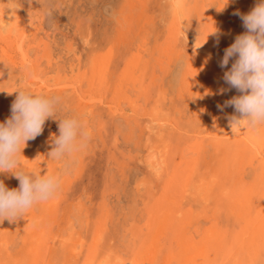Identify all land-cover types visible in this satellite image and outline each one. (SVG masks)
Wrapping results in <instances>:
<instances>
[{
	"label": "rangeland",
	"instance_id": "374dc122",
	"mask_svg": "<svg viewBox=\"0 0 264 264\" xmlns=\"http://www.w3.org/2000/svg\"><path fill=\"white\" fill-rule=\"evenodd\" d=\"M257 2L0 0V122L24 89L60 97L56 118L78 117L91 132L54 198L0 221V264H137L164 222L168 238L149 264H264V126L232 130L234 107L217 108L234 96L221 89L235 58L219 61L246 31L234 13ZM8 16L24 23L29 62L7 56ZM98 85L104 102H81ZM57 119L27 142L26 170L60 173L64 163L47 156ZM0 180L19 187L11 173Z\"/></svg>",
	"mask_w": 264,
	"mask_h": 264
},
{
	"label": "clouds",
	"instance_id": "9594fccd",
	"mask_svg": "<svg viewBox=\"0 0 264 264\" xmlns=\"http://www.w3.org/2000/svg\"><path fill=\"white\" fill-rule=\"evenodd\" d=\"M234 15L240 17L246 31L224 49L219 66L227 68L235 58L223 75L229 87L221 92L236 89L239 94L218 104L217 108L223 112L229 106L234 107V113L226 117L232 130L240 126L259 129L264 126V0H258L249 12L237 11ZM16 93L11 115L0 122V173H11L19 180V187L13 189L0 180V221L3 222H15L34 205L54 198L63 177L75 163V155L86 150L91 139L90 130L78 117L56 118L63 107L60 97L24 89ZM50 118L59 120V135L53 136L47 156L62 161L64 166L57 175H41L22 167L21 155L27 142L42 134Z\"/></svg>",
	"mask_w": 264,
	"mask_h": 264
},
{
	"label": "bare ground",
	"instance_id": "6f19581e",
	"mask_svg": "<svg viewBox=\"0 0 264 264\" xmlns=\"http://www.w3.org/2000/svg\"><path fill=\"white\" fill-rule=\"evenodd\" d=\"M178 7V6H177ZM3 9H5L4 7H3ZM3 14L5 13V12H2ZM2 20V19H1ZM8 20L9 21H7L6 23H7V25H5L6 27H7V30L8 31H10L9 33L12 35V34H14L15 35V37H16V43H15V47H13V48H15V52L13 51V54H8L6 51H8V50H6L5 49V52H6V54H8L7 56L9 57V59H10V61H11V63H18L15 59H16V54H19L20 56H22L21 58H22V63H25V62H29L31 59H30V49H25V44H26V39H24L25 38V36H24V38H21L20 36H21V34H22V29L24 28V23H20V21H14L13 20V18H12V16L10 17V16H8ZM16 20V19H15ZM1 23V22H0ZM5 23V24H6ZM4 24V23H3ZM28 24V23H27ZM2 26V25H1ZM4 26V25H3ZM2 26V27H3ZM32 27L30 26L29 28L27 27V29L28 30H32L31 29ZM4 29H5V27H4ZM7 31V32H8ZM33 31V30H32ZM31 32V31H30ZM25 33H29V31H27V32H25ZM1 34V33H0ZM4 34V33H3ZM10 35V36H11ZM28 35V34H27ZM3 36V35H2ZM5 36V35H4ZM7 38H9V37H7ZM1 40V39H0ZM6 44V43H5ZM4 44V45H5ZM8 44H6V46H7ZM8 48V47H7ZM3 53H4V51H3ZM5 58V57H4ZM34 65V64H33ZM35 66V65H34ZM97 73V72H96ZM33 79H37L38 78V74H37V71H36V66H35V68L33 69ZM99 77V76H98ZM101 79V78H100ZM102 80V79H101ZM101 80L99 81V82H101ZM98 82V83H99ZM32 83V82H31ZM44 83V82H43ZM42 83V84H43ZM97 83V84H98ZM102 83V82H101ZM129 83V82H128ZM101 85V84H100ZM100 85H98L97 86V88L93 91V93H92V95H91V97H89L88 98V100H86L85 99V97H83L82 95H81V102H86V103H95V102H102L103 100H104V97H103V91H102V87L100 86ZM47 86V85H46ZM125 87V86H124ZM77 89H78V87H76ZM233 90V89H232ZM239 93L237 92V90L236 89H234V96H236V95H238ZM126 96L124 95L123 96V98H125ZM137 100V99H136ZM104 102V101H103ZM120 104H123V101H120V103L118 104V105H116L115 107H113L114 109H115V111L116 112H118V111H120V113H121V106H120ZM124 105V104H123ZM122 105V106H123ZM124 108V107H123ZM85 112V111H84ZM234 112V111H233ZM86 113V112H85ZM124 113V112H123ZM134 114V113H133ZM126 126V125H125ZM123 128V127H122ZM127 128V127H126ZM122 132V131H121ZM99 133V132H98ZM102 138V137H101ZM207 147V146H206ZM164 151V150H163ZM258 151H259V153L261 154V152H260V150L258 149ZM258 153V154H259ZM259 154V155H260ZM81 155V154H80ZM262 155V154H261ZM197 156V155H196ZM261 157H264V156H261ZM75 163H78L77 161H76V155H75ZM74 163V164H75ZM263 165V164H262ZM240 167V166H239ZM234 168V167H233ZM240 171V170H239ZM252 171V170H251ZM251 177V176H250ZM188 182V181H187ZM212 182V181H211ZM203 186V185H202ZM188 188V187H187ZM187 188H185V189H187ZM183 189V188H182ZM201 192V191H200ZM176 194V193H175ZM107 196V195H106ZM178 196V195H177ZM175 197V196H174ZM85 199V198H84ZM178 200V199H177ZM174 201H175V199H174ZM162 202V201H161ZM160 202V203H161ZM176 203V202H175ZM183 203V202H182ZM212 204V203H211ZM168 205H169V203H168ZM177 205V204H176ZM248 205V204H247ZM164 207V206H163ZM173 209V208H172ZM65 212V211H64ZM163 212V211H162ZM171 212H172V210H171V208H170V206H168V209H166L165 210V212H164V214H166L167 213V215H169V214H171ZM163 214V215H164ZM47 215V214H46ZM151 216V215H150ZM166 216V215H165ZM161 217V216H160ZM171 217V216H170ZM169 217H167V219H168ZM160 220H161V218H159ZM166 218H165V220L164 219H162V224H163V221H166L167 220ZM169 220V219H168ZM172 220V219H171ZM158 221V220H157ZM157 223V222H156ZM170 223V222H169ZM74 230V229H73ZM145 230V229H144ZM158 230V229H157ZM169 233V230H168V224L166 223V222H164V224L162 225V226H160V228H159V230L156 232V231H154V232H151V234L149 235V236H147V241L149 242L150 240L151 241H153V243L152 244H147V245H145V244H143V246H145L144 248H143V250L141 251V253H140V255H137L136 256V260H134V261H136L137 262V264H149V262H148V260L146 259L147 257H150L149 256V253H148V251H152V250H154V248H155V246H156V248H157V245L156 244H158V243H156L155 245H153L154 244V242H156L157 241V239H160V241H162V240H166V238H168V236L167 235H169L168 234ZM78 236V235H77ZM156 239H155V238ZM159 241V240H158ZM159 241V242H160ZM62 242V241H61ZM63 243V242H62ZM162 244V243H161ZM75 245H77V244H75ZM74 245V246H75ZM71 246V245H70ZM159 246V245H158ZM161 247V246H160ZM76 248V247H75ZM77 249V248H76ZM79 249V248H78ZM77 249V250H78ZM159 249V248H158ZM158 251V250H157ZM156 252V251H155ZM154 252V254H156ZM160 252V251H159ZM156 256V255H155ZM153 257V256H152ZM130 259V258H129ZM150 259H151V257H150ZM119 260V259H118ZM133 264H134V262H133Z\"/></svg>",
	"mask_w": 264,
	"mask_h": 264
}]
</instances>
